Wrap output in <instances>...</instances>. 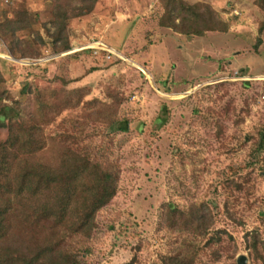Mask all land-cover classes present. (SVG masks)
<instances>
[{"label": "rangeland", "instance_id": "374dc122", "mask_svg": "<svg viewBox=\"0 0 264 264\" xmlns=\"http://www.w3.org/2000/svg\"><path fill=\"white\" fill-rule=\"evenodd\" d=\"M182 1L209 5L225 30L181 36L158 26L159 0H97L59 37L50 26L54 0H0V23L15 9L29 13L31 26L14 39L38 53L9 61L10 40L0 35V87L9 97L2 103L28 119L58 95L77 102L48 117L37 160L54 163L67 148L116 172L115 195L91 232L53 236L79 262L162 264L191 253L194 264H236L238 256L264 264V11L253 0ZM90 40L130 65L78 51ZM43 57L53 58L25 63ZM169 208L200 209L203 227L172 229Z\"/></svg>", "mask_w": 264, "mask_h": 264}, {"label": "trees", "instance_id": "16d2710c", "mask_svg": "<svg viewBox=\"0 0 264 264\" xmlns=\"http://www.w3.org/2000/svg\"><path fill=\"white\" fill-rule=\"evenodd\" d=\"M71 1L54 0L51 5L53 35H64L68 21L87 16L97 0H79L78 4ZM253 1L264 11V0ZM159 2L162 12L158 26L173 33L200 37L207 32L225 30L224 23L209 5L187 4L182 0ZM11 16L0 23V35L10 40L6 54L11 58L38 55L34 43L14 39L16 32L31 26L29 13L15 9ZM263 31L264 21L258 33ZM68 48L66 44L61 50ZM5 98L9 97L0 87V124L6 121V137L0 141V264H89L62 250L60 238L56 237L57 242L53 236L59 230L62 234L85 236L91 232L94 215L115 195L116 172L87 154L79 155L67 148L60 150L54 163L37 160L45 150L42 126L51 122L48 117L76 107L77 102L71 103L58 95L57 102L49 103L42 116L17 119L16 110L2 103ZM119 130L126 131L127 124L122 123ZM262 146L264 128L258 139V147ZM199 212L191 210L185 215L169 208L165 221L172 229L180 225L198 233L205 222ZM123 264H133V261ZM162 264L194 263L191 253H178L164 257Z\"/></svg>", "mask_w": 264, "mask_h": 264}, {"label": "built area", "instance_id": "2783aa9c", "mask_svg": "<svg viewBox=\"0 0 264 264\" xmlns=\"http://www.w3.org/2000/svg\"><path fill=\"white\" fill-rule=\"evenodd\" d=\"M81 49L78 51H88L91 54V57L100 59L102 61H109L111 59H117L120 61V63H125V64H129V61L127 59H124L122 56L118 55L116 53V51L114 49H112L111 47H109L108 45H106L104 42L100 41V40H90L85 46L80 47ZM44 54H46V51H43ZM6 58V57H5ZM51 58L53 57H43L40 59H30L28 62H25V60H16V63H30V64H35V65H40L43 62L49 61L47 59L52 60ZM7 60L9 61H13L8 55H7ZM14 62V61H13ZM130 65V64H129ZM237 73L235 72L234 75H236Z\"/></svg>", "mask_w": 264, "mask_h": 264}, {"label": "water", "instance_id": "95a60500", "mask_svg": "<svg viewBox=\"0 0 264 264\" xmlns=\"http://www.w3.org/2000/svg\"><path fill=\"white\" fill-rule=\"evenodd\" d=\"M236 264H245V257H243V256H238L237 258H236Z\"/></svg>", "mask_w": 264, "mask_h": 264}]
</instances>
